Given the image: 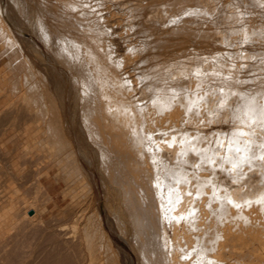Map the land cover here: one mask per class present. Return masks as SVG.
I'll return each mask as SVG.
<instances>
[{"label": "bare ground", "instance_id": "obj_1", "mask_svg": "<svg viewBox=\"0 0 264 264\" xmlns=\"http://www.w3.org/2000/svg\"><path fill=\"white\" fill-rule=\"evenodd\" d=\"M126 1L0 0V62L13 69L2 70L0 94L16 88L35 107V125L19 135L29 140L24 153L51 155L58 165L55 156L69 152L81 173L80 208L59 211L74 215L72 235L54 240L68 249L59 261L131 264L106 226L105 207L139 264H264V0H245L255 15L239 0L235 11L219 0H210L211 10L207 0H174L182 4L175 14L136 0L131 15L139 21L127 25L140 35L127 39L123 54L115 37ZM218 10L237 22L218 26ZM202 14L215 29L197 37L218 42L216 49L206 55L203 45L180 40L174 47L181 27L172 22ZM35 164V188L51 199L43 182L50 164ZM14 167L25 177V167ZM96 169L105 200L94 203ZM13 189L0 203V241L20 227L18 216L43 224L48 210L36 196L16 200Z\"/></svg>", "mask_w": 264, "mask_h": 264}, {"label": "rangeland", "instance_id": "obj_2", "mask_svg": "<svg viewBox=\"0 0 264 264\" xmlns=\"http://www.w3.org/2000/svg\"><path fill=\"white\" fill-rule=\"evenodd\" d=\"M147 1H149V0H145V2H147ZM166 1H169V2H166ZM189 1H191V0H189ZM189 1L185 0L184 4L195 5V3H196V0L195 1L192 0V4ZM219 1H221V6H223V9H227L230 11L236 10V5H237L236 0H234L235 4H232L226 8H225V6H226L225 0H219ZM156 2L160 3L161 4L160 6H162V9H164L165 11L172 12L171 14H175L176 10L179 7H181L178 5H182L181 3L178 5L175 4L174 0H156L154 3H156ZM206 2L207 3H203V7L205 6L204 7L205 10H211V9H207V8H211L210 0H207ZM238 2L240 4H242L241 9L244 11L245 15H255L256 12L258 11V9H257L258 7H256V6L250 7L249 10H246V1L245 0H239ZM134 3H136V0H127L126 2H123V20H122V23L116 24L117 25L116 26V34L117 35L115 37V42H116V49H117L118 53L124 54L127 52V48H126L127 39H129V38L135 39V37L140 35V33L138 32V28H130L127 25L131 22H138L139 21L138 20L139 16H136V14L131 15V10H132L131 8H132ZM222 3H224V4H222ZM165 7H167L168 9ZM247 11H252V12H247ZM203 12H205V11H203ZM208 14L210 16L211 13H208ZM208 14H202L201 15L202 17L195 16L193 20H186L187 22L185 20H178L175 22L173 21L172 22L173 24L176 23V24H174L175 26L180 24V26L178 25L177 27L178 28L181 27V28L177 29V30H180V31H178L179 36L176 35L177 33L176 34L173 33L175 37L171 36L172 39H170V40L172 42H174L173 43V44H175L174 47H177V45L180 46L181 43H178L179 40H180L179 42H183L184 45H188V46H189V44H190V46L192 44L197 46V43H198L199 45H203V46H199L201 52H205L206 55L211 54L210 52L214 51L217 47L216 45H218L219 43L215 42L213 40H208L207 42H205L204 39H201L203 37L200 36L202 33H204L203 32L204 30H206L205 32H207V31H209V30H207V28L209 29L210 27L213 26L210 23V20H209L210 17H208ZM214 16L217 17V19L219 20L218 26L232 25V24L237 22V21H233V19H231V18L223 17L222 11H220V10H218L214 14ZM196 17H198V18H196ZM197 19L201 20L202 23H200V22L198 23L199 20H197ZM203 21H205L206 24H205V22L203 24ZM196 24H197V26H196ZM199 24L202 25V26H200V28L198 26ZM188 25H190V27ZM182 26H184V27H182ZM186 26L189 27L191 30L192 34L190 33V35H192L195 38H193L192 36L189 35L190 31H188L189 28H187ZM212 28L215 29V26H213ZM197 30H199V31H197ZM120 33L123 34V37L121 35H119ZM198 34H200L199 37H197ZM190 37H192V38H190ZM176 38H178V39H176ZM195 39H197L196 41H198V42L195 43ZM175 41L177 44L175 43ZM26 49H27V54L30 56L31 61L36 65L35 67H37L38 69H42V65L40 63L39 58L36 55H34V52L29 47H26ZM8 62H5V63L8 64ZM1 63L2 62H0V65H1ZM5 63H3V65L0 66V68H2V69H0V75H1L2 70L3 71L6 70L8 73H12V71H13V69H11L10 67H7L5 65ZM138 64L139 63H136L134 60V62H132L130 66L135 67ZM6 67H7V69H6ZM14 80H17V78H15ZM13 83H14V81L11 83V86ZM23 89L25 92L26 87L24 86ZM12 90H14V91H12ZM10 92L15 94L16 96L14 97V95L10 94ZM18 92L19 91L16 88L11 87L10 89H8L7 94L9 93L8 95H10L11 99L6 94V92L3 94H0V203H2V201H6V200L10 199L12 193L14 192L13 187H17L18 191L16 194H14V198H16V200H21L24 196H27L30 198L36 196L39 204H41L45 201L47 202L48 210L42 214V219L44 222L43 224H40V222H38V221H35L32 223H30L28 221L24 222L21 220V216H18L20 227L17 229L16 228L13 229L7 236H5V239L3 241H0V264H28L31 261H32V264H34L33 262H35V264H43L44 258L47 255H49L50 258L52 259L49 264H77V263H74L70 259L67 261L65 260L63 262L59 261V257L65 253H68L67 252L68 249L61 244H59V245L55 244L54 240L55 239H61L63 237L72 235L70 222L72 223V219L74 220V217H73L74 215L73 216L71 215L73 213H70V214L68 213L69 215H67L65 213L59 214V211L61 212V210L63 208H67V206H71L73 209H79L80 208L77 206V200L78 199L80 200L82 198V194H81V196H80V194H78L79 191H80L79 193H82V190H83L81 182H79L80 177H81V173L79 170H76L74 168V164L72 162V156L69 155V152H67V154L65 153L64 155H60L59 156L60 158L58 156H55L56 160L60 163V164H58L59 166L57 164H55V160L51 155H48V156L41 159L42 155L38 156L32 151H30L28 153H24L25 150H23V148L29 142V140L26 138H19V135L22 134L23 129H25L26 127L30 128V127H33L35 125V122H34L35 121V117H34L35 109H33L35 107H33V105L31 104L29 96L28 97L25 96V98H24L23 96H20L21 93H18ZM7 96H8V98H7ZM19 96H20V98H16ZM12 98H15V99H13V102L15 104H13V102H11ZM8 99L10 101H8ZM21 99L24 100V102H26L27 105L25 103L23 104ZM17 100H18V102H17ZM6 101L8 103L10 102L9 104H11V105H9ZM20 103H22V104H20ZM27 106H29L30 108ZM17 111H18V114H17ZM19 112H20V114H19ZM8 128L11 130L10 133H13V138L8 139L6 137L5 131ZM77 129H79L78 126H77ZM41 151L42 150H40V152ZM67 157H68V159H67ZM37 162H40L42 164V165H39L40 167H44L45 163L50 164L47 167L49 172H50V177L47 179H46V177H43V182H44V185L46 186L47 190H50V192L53 196V198H51V199L47 198V194H45L43 192H39L35 188L33 178H34V174L36 172V165H37L35 163H37ZM14 164H16L18 168H20V167L24 168L25 167L24 172H26L25 174L27 176L25 175V177H24V176H21V174H20V176H21L20 177L19 174L15 173L14 170L16 167H14ZM60 165H61V167H60ZM58 167H60V168H58ZM59 170H60V172H59ZM96 171H97V169H96ZM24 172H23V174H24ZM96 174H97V181H98L97 186H98V188H96L95 195L93 194V202L96 203L97 200L104 202L105 191L103 188L102 179H101L98 171ZM20 178H22V179L25 178L24 181L26 180V182L23 183V180ZM26 178H28V179H26ZM66 180L68 181L70 186L68 185ZM70 182L72 184H70ZM78 182H79V184H78ZM79 185H81V186H79ZM71 187H72V190L69 189ZM65 188H67V189H65ZM66 192H68L69 195ZM77 195H79V196H77ZM74 200H75V202H74ZM74 214H75V212H74ZM103 214H104V221L106 223L108 230L110 231V233L112 234V236L114 237L116 242L119 245H121L123 247V249L129 254V257L131 259V264H139V260H138V256H137L136 252L134 251L133 247L128 242V240L126 238H124L123 236H121L120 233L116 230V228L111 224V222L108 218V211L105 207H104ZM70 219H71V221H70ZM64 225L67 228L65 230H61V227L62 228L65 227ZM61 232H67V234H63ZM73 253L78 254L79 252L78 251H76V252L72 251L70 254H73ZM24 261L25 262L28 261V263H24ZM83 264H88V261L84 260Z\"/></svg>", "mask_w": 264, "mask_h": 264}, {"label": "water", "instance_id": "obj_3", "mask_svg": "<svg viewBox=\"0 0 264 264\" xmlns=\"http://www.w3.org/2000/svg\"><path fill=\"white\" fill-rule=\"evenodd\" d=\"M30 213H33V211H31Z\"/></svg>", "mask_w": 264, "mask_h": 264}]
</instances>
